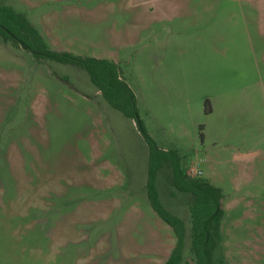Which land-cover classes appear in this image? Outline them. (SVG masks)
<instances>
[{"label": "rangeland", "instance_id": "obj_1", "mask_svg": "<svg viewBox=\"0 0 264 264\" xmlns=\"http://www.w3.org/2000/svg\"><path fill=\"white\" fill-rule=\"evenodd\" d=\"M0 2L52 49L115 62L155 144L176 149L182 169L196 167L221 191L215 263L264 264V37L255 40L252 24V5L264 0ZM148 20L177 32L164 58L155 51L166 34L146 38ZM216 20V33L244 32L251 40L211 43L204 24ZM167 59L188 75L192 89L180 124L162 121L168 111L157 67ZM241 91L253 92L254 117L251 102L241 100L253 95ZM147 160L133 120L105 102L85 70L36 59L0 38V264L162 263L174 236L149 206ZM168 173L165 166L157 170L155 188L183 221L184 260L192 264L190 194L175 190Z\"/></svg>", "mask_w": 264, "mask_h": 264}, {"label": "trees", "instance_id": "obj_2", "mask_svg": "<svg viewBox=\"0 0 264 264\" xmlns=\"http://www.w3.org/2000/svg\"><path fill=\"white\" fill-rule=\"evenodd\" d=\"M0 38L20 46L36 59H49L82 68L101 97L124 117L133 120L146 143L148 160L145 189L150 208L172 230L174 243L161 264H189L184 260L183 221L171 214L158 199L155 173L161 167L169 169L167 181L177 191L190 194L187 203L189 243L187 250L192 264H216L213 250L219 243V228L223 211L221 191L200 174L191 175L180 166L176 149H160L142 126L138 117L133 92L119 77L118 65L108 59L81 56L67 51L54 50L42 39L37 29L20 13L0 2ZM206 110V108H205ZM201 138V135H199Z\"/></svg>", "mask_w": 264, "mask_h": 264}, {"label": "crops", "instance_id": "obj_3", "mask_svg": "<svg viewBox=\"0 0 264 264\" xmlns=\"http://www.w3.org/2000/svg\"><path fill=\"white\" fill-rule=\"evenodd\" d=\"M253 9L257 11V17L255 19L252 20V24L256 26V37L257 41H260L261 37H264V17L260 16V11H264V5H252ZM151 10H153V6L150 7ZM145 23H143V30L146 31V35L145 37L147 38L148 36H150L151 38H161L162 36H164V34H166V37L164 39H158L157 41L159 42L158 45V49L157 51H155L156 57L158 56H162V58H164V56L170 52L172 49H174V38H176V36H174V32L170 33V30L165 28L163 24L160 25H155L153 23V21H144ZM213 21H207V23H205L204 25H206V27H208L207 29L210 30V33L208 35V37H206L205 39L210 41L211 43H219L222 40L226 41V40H233L232 41L235 45H237V43L239 41H241L243 38H248L251 40V38L249 37V35L247 33H241L239 35H228L226 34L224 31H222L223 33H216L215 32V27L217 26V24H219V20H216L212 23ZM150 26V29H149ZM159 26V27H158ZM205 29V32L206 30ZM253 31L252 35L255 33ZM192 41H194V38L191 37ZM211 48L214 49L215 51H217L218 53L221 54H226L228 53L226 49L221 48L220 45L218 44H212ZM256 62V61H255ZM157 82L160 86V91L162 93L163 99L165 101V106H166V110L168 111V113H164L162 114V121H173L176 122L177 124H180V121L182 119H186L185 118V112H184V105H190L192 103L193 100V96H192V89L189 87L188 85V75L184 74V72L182 71H178V68L176 67L175 63L170 60H164L163 62V66H159L157 67ZM99 93V91H98ZM242 96L244 94H251L253 96H249V97H243L241 100L246 99L248 101L251 102V106L252 108L250 109L251 115L252 117H254L253 115V104L254 101L252 100L254 97L253 92H243L241 91ZM203 97H208L209 98V94H201V95H197V100L201 99ZM239 99V98H238ZM196 100V97H195ZM228 101V99L224 100L223 103H226ZM257 104V102H255ZM236 106L240 105V102L237 101L235 103ZM249 110V109H248ZM256 114H257V110ZM211 113V112H210ZM209 113V114H210ZM208 114V115H209ZM176 115H179L180 117H176ZM207 115V116H208ZM232 114L228 115L231 116ZM165 127V126H164ZM171 127V126H169ZM203 131L205 132V124L203 125ZM240 154V153H238ZM196 169V167L194 166H188V168H185L186 171H188L189 169ZM198 170V169H196ZM199 172H201V170H198ZM219 235H220V228H219ZM166 258V257H165ZM161 264V263H160Z\"/></svg>", "mask_w": 264, "mask_h": 264}, {"label": "built area", "instance_id": "obj_4", "mask_svg": "<svg viewBox=\"0 0 264 264\" xmlns=\"http://www.w3.org/2000/svg\"><path fill=\"white\" fill-rule=\"evenodd\" d=\"M187 172L190 173L191 175L200 174V172L198 170L194 169V168L189 169Z\"/></svg>", "mask_w": 264, "mask_h": 264}]
</instances>
